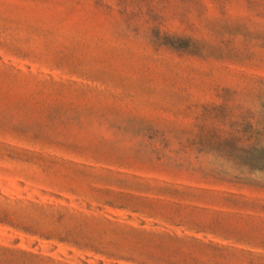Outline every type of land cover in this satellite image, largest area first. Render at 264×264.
Returning a JSON list of instances; mask_svg holds the SVG:
<instances>
[{
	"label": "rangeland",
	"instance_id": "374dc122",
	"mask_svg": "<svg viewBox=\"0 0 264 264\" xmlns=\"http://www.w3.org/2000/svg\"><path fill=\"white\" fill-rule=\"evenodd\" d=\"M0 264H264V0H0Z\"/></svg>",
	"mask_w": 264,
	"mask_h": 264
}]
</instances>
